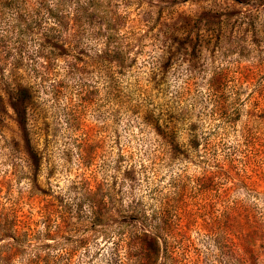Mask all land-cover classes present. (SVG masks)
Instances as JSON below:
<instances>
[{
    "label": "rangeland",
    "instance_id": "rangeland-1",
    "mask_svg": "<svg viewBox=\"0 0 264 264\" xmlns=\"http://www.w3.org/2000/svg\"><path fill=\"white\" fill-rule=\"evenodd\" d=\"M91 4L117 16L128 66L96 60L105 56L98 17L78 23L67 30L78 70L58 59L42 81L30 79L29 147L4 119L0 212L12 208L25 234L0 264L36 255H57L56 264H264V0ZM173 23H187L189 37L175 32L164 53L156 35ZM215 75L218 110L208 89ZM165 126L171 151L155 134ZM202 170H215L214 182H193ZM173 196L190 216L172 210L166 232L145 227L140 211Z\"/></svg>",
    "mask_w": 264,
    "mask_h": 264
},
{
    "label": "trees",
    "instance_id": "trees-1",
    "mask_svg": "<svg viewBox=\"0 0 264 264\" xmlns=\"http://www.w3.org/2000/svg\"><path fill=\"white\" fill-rule=\"evenodd\" d=\"M75 1V2H74ZM0 0V129L3 127L4 119L10 118L26 140V147H29L27 141L28 134V107L31 100L32 92H34L30 79L36 78L43 80L48 74V66L53 62L61 59L64 61V68L72 73L78 70L76 61L77 54L73 44H70V39L76 33H68L67 30L72 26L78 27V23L89 22L94 23L95 17L99 18L95 33L104 38L102 42L103 54L97 57L96 60H105L110 66L118 69L123 66H128L129 45L122 44L121 38L118 35L119 23L117 16L109 17L102 11L101 8L91 4L92 0ZM67 2L71 4V8L67 11L64 8ZM100 14V15H98ZM196 16H192L191 23L195 21ZM194 18V19H193ZM193 19V20H192ZM198 20H201L199 18ZM196 25V24H194ZM187 23L178 26L170 24L162 26L156 36L161 37L160 50L164 53L170 52L171 36L177 31L184 34V39L189 37L186 30ZM67 35H73L66 39ZM186 34V35H185ZM111 38V39H110ZM159 64L157 61L150 68L149 79H155L156 67ZM220 76H212L208 80V89L210 94L214 95L215 110L220 109L221 100L218 96V85ZM10 110V114L8 111ZM170 128L165 126L160 130H155V134L160 137L164 148L168 151L174 150L177 142L174 138H170ZM192 128L187 132V146L195 147L196 134L192 132ZM134 167L129 164L124 173L129 175L133 173ZM215 170H202L201 173L194 177L193 182H214L216 178ZM176 182V181H172ZM179 200L175 197L162 199L156 207L150 208L149 212L143 209L138 217H143L145 227H149L153 231H162L170 226V214L174 210L178 212L176 218L189 217L187 213L179 214ZM12 208H1L0 214V240L8 242L0 245V255L2 257H12L18 250L22 248L23 236L25 233H20L17 230V225L12 220ZM137 211V210H135ZM139 213V212H137ZM180 225V224H179ZM2 247L6 248L2 252ZM36 258L27 261L23 264H56L57 255L46 259ZM49 259V260H48Z\"/></svg>",
    "mask_w": 264,
    "mask_h": 264
}]
</instances>
